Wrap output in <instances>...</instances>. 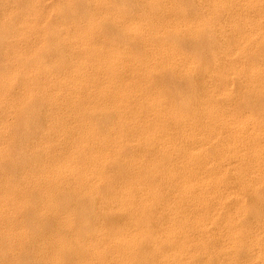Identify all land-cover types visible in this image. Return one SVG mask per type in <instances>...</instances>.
Masks as SVG:
<instances>
[{
	"label": "bare ground",
	"instance_id": "bare-ground-1",
	"mask_svg": "<svg viewBox=\"0 0 264 264\" xmlns=\"http://www.w3.org/2000/svg\"><path fill=\"white\" fill-rule=\"evenodd\" d=\"M210 1L201 11L180 0L0 6V121L10 118L0 122V242L11 252L1 263L21 264L49 232L50 264H211L222 253L219 264H264V63L254 58L264 0ZM220 13L219 32L233 38L224 54L237 56L225 71L206 44L207 63L180 45L215 34ZM195 73L223 87L205 84L194 99L191 82L187 93L173 86ZM230 75L240 96L225 88ZM38 110L47 123L31 144ZM13 154L20 176L1 169Z\"/></svg>",
	"mask_w": 264,
	"mask_h": 264
},
{
	"label": "rangeland",
	"instance_id": "rangeland-1",
	"mask_svg": "<svg viewBox=\"0 0 264 264\" xmlns=\"http://www.w3.org/2000/svg\"><path fill=\"white\" fill-rule=\"evenodd\" d=\"M13 1H15V0H1L0 1V6H4V7H8V6H11L12 5V3H13ZM57 2V0H44V7L45 8H48L49 6H51V5H53L54 3H56ZM180 2H182L183 3V5L185 6V7H187V9H191V10H193V11H201V10H205L206 9V7H208V6H206L207 4H208V2H211L210 0L208 1V0H202L201 2L199 1V0H180ZM205 2L207 3V4H205ZM29 3H30V0H23V3L22 4H24V6H25V9H27V6L29 5ZM136 4H137V6H136ZM136 4H134V6L135 7H137V8H142L143 7V4L141 5V3L140 2H137ZM203 4H205V5H203ZM142 6V7H141ZM28 10V9H27ZM228 11L229 10H227V12L226 13H228ZM255 13V12H254ZM253 12H251L250 14H251V16L252 17H254L255 18V16H256V14H254ZM224 14V13H223ZM229 14V13H228ZM221 15H222V13H220V16L218 17V20H219V23H218V20L216 21V24L217 25H215V26H212L213 28H214V31H215V34L212 32V36H214L213 38H210V37H212L210 34H207L208 35V37H206V33H209V32H205V34L204 33H202L203 34V36H201L202 34H200V38H203L202 40L204 41H202V40H200V42L199 43H195L194 45H192L193 44V42L191 41V43H190V40H186V42H185V40H183V37H180V40H181V42H180V45L182 44V43H184V46H183V44L181 45V47H185L186 49H188V50H186L185 49V51H186V53H188L190 50L189 49H191V51H193L194 49H196V46H198L197 47V50L201 53V56H206L207 54L210 56V54H209V52L211 51L210 49H212V51H211V59L213 60V58H214V60H216V62H217V64L218 65H222L221 67H222V70L224 69V71H225V68L227 67H229V65H232V64H234V62L236 63L237 61H234L233 60V58L231 59V58H229V57H237V56H230L229 54H224V52L225 53H228L229 52V49H227L226 50V48H228V46H226V43L229 45V43L231 44V43H233V38H231L230 37V34L228 33V32H223V33H220L219 32V28H220V26L222 25V23H224L225 22V20H226V16H225V14L224 15H222V17H221ZM255 15V16H254ZM225 16V17H224ZM221 17V18H220ZM220 18V19H219ZM52 22V24H53V20L51 21ZM220 23H221V25H220ZM218 25H219V28H218ZM216 26H217V28L218 29H216ZM212 29V28H211ZM216 29V30H215ZM212 31H213V29H212ZM225 33H227V34H225ZM210 35V36H209ZM227 35H229L228 37L229 38H227ZM207 40H205V39ZM208 38V39H207ZM210 38V39H209ZM227 39H231V42H229V40H227ZM211 40V41H210ZM214 40V41H213ZM227 40V41H226ZM208 41H209V44H207L208 43ZM212 41H213V44H212ZM225 41H226V43H225ZM202 42L204 43L203 45H202ZM206 42V43H205ZM229 42V43H228ZM186 43V44H185ZM198 44V45H197ZM201 45V47L199 48V46ZM205 44L208 46V47H206L205 46ZM212 44V47H209V45H211ZM223 45L224 46H226V47H223ZM232 45V44H231ZM194 46H195V48H194ZM204 46L206 47V49H207V51H206V49H204ZM192 47H193V50H192ZM224 49H223V48ZM202 49V50H201ZM203 49H204V51H206L207 52V54L206 53H204V51H203ZM210 51H209V50ZM226 50V51H225ZM182 51H184V49H182ZM248 51H249V53H248ZM247 51V53L249 54V55H251L252 57H253V55L255 54H257L256 52H254L253 53V51H250V50H248ZM251 52V53H250ZM263 52V51H262ZM202 53H203V55H202ZM213 53V54H212ZM253 54V55H252ZM264 55L263 53H258V55ZM206 56V58H207V61H206V59L204 58V56L202 57V59H201V61H203L204 60V62H208V60H209V56ZM212 55H214L215 57H216V59H215V57H212ZM227 55V56H226ZM258 55L255 57L254 56V58L256 59V62L258 61L259 63H260V61H262L260 64H262L263 65V63H264V61H263V59H264V57L263 56H259L260 58H258ZM263 57V58H262ZM204 58V59H203ZM254 58H250V60H253V62H255L254 60ZM236 59V58H235ZM258 59V60H257ZM260 59V60H259ZM237 60V59H236ZM209 62H210V60H209ZM230 62H232L231 64H230ZM255 62V63H256ZM1 64V63H0ZM205 64V63H204ZM257 65H258V63H256ZM228 65V66H227ZM262 65H259L260 67L262 66ZM224 66H226V67H224ZM264 66V65H263ZM262 66V67H263ZM244 67H247L248 69H249V66H244ZM243 67V68H244ZM226 68V69H227ZM243 68H241V69H243ZM247 68H245L244 70H239V72L238 73H240V74H245L246 73V69ZM247 69V70H248ZM245 71V72H244ZM221 74L223 73V71L222 72H220ZM223 75H225L224 73H223ZM239 75V74H238ZM238 75H237V77H238ZM193 77H191V79L193 78H196V79H194L193 81H190L191 79H187V80H185V81H176L175 83H174V87L175 88H177V89H181L183 92L185 91L186 93L188 92L186 89H185V87L187 86V84H186V82L188 83H192L191 85H192V88L194 89V90H198L199 89V91L198 92H196V91H191L193 94H192V97L194 96V99H195V97L197 98V96H199V95H201L203 92L204 93H208V90L209 91H211V93L213 94H216V93H218L217 91V89H219L220 87H223V83L221 82L220 83V85L218 84V87H217V82L216 83H214V81H209V79L210 78H204L205 80L203 81V78H201V79H198L199 78V76L197 77V74L195 73L194 75H192ZM241 75H239V77H240ZM244 76V75H243ZM243 76H241V77H243ZM230 77L232 78L231 80H229L230 82L229 83H231V84H228L227 85V83H226V87L225 88H228L229 89V91L232 93L233 91L235 92V91H237V93H239V96H240V94L243 92V91H241L240 90V87L242 88V86L244 87L245 85H240V87H238V82L240 81H238V82H236L235 80H237V79H235V77H232V75H230ZM238 77V78H239ZM197 80V81H196ZM201 80V81H200ZM199 81L201 82V83H199ZM202 81H203V83H202ZM206 81V82H205ZM233 81H235L234 83H233ZM205 82V83H204ZM194 83V84H193ZM211 83V84H210ZM214 83V84H213ZM237 83V84H236ZM240 83V82H239ZM246 83V82H245ZM197 86H196V85ZM200 84H201V86H203V85H205V84H207V86L210 84V85H215L216 84V86H214V87H210V85H209V87H208V90H207V86H203V88H201V90H200V88L199 87H201L200 86ZM234 84H236V85H234ZM189 85V84H188ZM193 85H195V86H193ZM222 85V86H221ZM230 85V86H229ZM224 86H225V83H224ZM229 86V87H228ZM188 87V86H187ZM197 87H198V89H197ZM217 87V88H216ZM206 88V89H205ZM231 88H232V90H231ZM184 89V90H183ZM203 89H205V90H203ZM237 89H239V90H237ZM216 92H215V91ZM244 90V89H243ZM238 91H240V92H238ZM200 92H202V93H200ZM234 92L232 93V94H234ZM198 93V94H197ZM237 93H235V95L237 94ZM189 94V93H188ZM191 94V93H190ZM196 96H195V95ZM209 94H210V92H209ZM231 94V95H232ZM238 95V94H237ZM237 95L236 96H232L233 97V99L231 98V96H230V100H236L237 98ZM199 98H201L200 96H199ZM234 98H236V99H234ZM245 101H246V103H247V101L248 102H250V103H252V102H254V100H247L246 98L244 99ZM234 102V101H233ZM255 102H258V101H256L255 100ZM250 105H252V104H250ZM41 112H43V110H41V111H39L38 110V119L36 118V120H34V122L32 123V127H33V129H34V131L36 132V130H37V132L35 133V136L34 137H32L31 138V144H32V142H34V141H37V139L38 138H40V137H42L43 136V131H44V128H45V126H46V123H47V121H46V119H45V117L43 116L44 114L43 113H41ZM42 115V116H41ZM13 118V117H12ZM10 118H8V117H5V120H2V121H0L1 123H3V122H5V121H8ZM35 121H37V122H35ZM38 121H40V122H38ZM35 123V124H34ZM40 128V129H39ZM43 129V130H42ZM46 131V130H45ZM42 132V133H41ZM38 133V134H37ZM42 135V136H41ZM7 137H8V135H7ZM13 155H15V154H13ZM13 155H11V157H9L8 158V163H4V164H2V167L3 168H1L2 170H5V169H11L12 170V172H14V175H21L23 172H24V170H23V168H24V164H23V162L21 163V162H17L18 164H17V166L14 164L13 165V162H12V160H16L17 159V157H18V155H15L14 157H13ZM11 158V159H10ZM13 158V159H12ZM14 158H16V159H14ZM12 163H11V162ZM21 163V164H20ZM19 165V166H18ZM12 166H13V168H12ZM17 167H19V168H17ZM20 171V172H19ZM19 175V176H20ZM37 216H39V217H43V218H46V219H48V217L51 219V217L50 216H53V215H37ZM54 216H57V215H54ZM58 216H60V215H58ZM62 216V215H61ZM263 216V215H262ZM255 215H246V217H245V223L246 224H248V225H254V223H255ZM53 233H49V232H44V234L42 233H37V235L34 237V239H31L32 241H30V243L32 242V244H31V247H28V249L24 252V254L23 253H20L19 252V259H20V261L23 263V264H47V263H49V259L48 258H50L53 254H54V252H55V248H56V246L53 244V245H51L50 243L51 242H54L55 243V241L54 240H51V242H49L48 240V243H49V245L48 244H46V246L48 245V246H50V248H47V247H44L45 245H44V243H47V242H44L48 237H49V235H52ZM3 243L2 242H0V254H2V253H4V254H2V255H6V257L8 256V255H10V253L11 252H8V254H7V252H5V250H6V248L5 247H3ZM41 245H42V248H41ZM55 246V247H54ZM12 247V246H11ZM3 248L5 249V250H3ZM13 248V247H12ZM39 248H41L42 250H40L43 254V256L45 255V253L47 252V254L49 253L50 254V252H51V256H49L48 258L47 257H42V260H43V262H41L42 260H40L39 258H41V256L39 257L38 255L41 253L40 251H38V249ZM48 250H47V249ZM51 248H54V249H51ZM50 249H51V251H50ZM57 249V248H56ZM44 250V251H43ZM54 251V252H53ZM53 252V253H52ZM22 254H23V256H22ZM48 254V255H49ZM47 255V256H48ZM2 257L0 256V264H3V263H1V259ZM46 258H47V260H46ZM226 258V255L225 254H218L217 255V257L215 258V259H213L212 260V262H211V264H219V263H221V262H223L224 261V259ZM243 258H244V254L242 253V252H239V254H238V259L239 260H243ZM4 259V258H3ZM12 258H10V257H8V258H6V260L4 261V263H8L9 264V262H10V260H11ZM47 262H46V261ZM49 260V261H48ZM24 261V262H23ZM21 263V264H22ZM50 264V263H49Z\"/></svg>",
	"mask_w": 264,
	"mask_h": 264
}]
</instances>
